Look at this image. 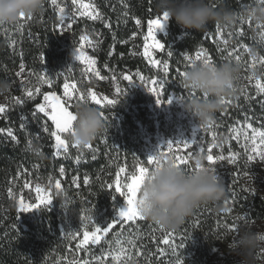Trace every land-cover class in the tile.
<instances>
[{
  "label": "trees",
  "instance_id": "16d2710c",
  "mask_svg": "<svg viewBox=\"0 0 264 264\" xmlns=\"http://www.w3.org/2000/svg\"><path fill=\"white\" fill-rule=\"evenodd\" d=\"M93 3L97 5L111 27H104L100 21L94 22L80 17L69 30L70 42L67 39L63 40L57 29L55 11L48 3L40 14L33 17L31 21H25L26 25L22 33L16 31L17 24L14 27L0 26V79L15 82L20 63L25 64V72H46L53 78L52 88L41 85V94H37L34 100L22 96L21 98L25 100L23 105H15L13 101H10L7 113L0 115V128L6 130L11 128L17 137L16 141H13L0 135V199L3 204H7L4 215L0 209V264H67L74 258L91 260L93 255H101L102 249L107 250L109 244L113 248L116 247L115 233L121 231L119 226L105 236L100 244L90 246L87 252L76 250V244L79 243L82 235L76 240L66 239L64 235L79 230L81 209L89 208L91 205H95L94 219L100 220L99 223L102 224L113 217L110 208H112L113 197L117 195L115 189H109L107 185L114 181L118 165L126 166L129 172L134 170L135 165L131 164L134 155L131 137L135 129L132 119L122 112V115H115L122 119L120 123L113 116V112L91 104L103 112L105 120H111L112 124L114 123L116 129L113 126L112 128L116 130V134L110 131L107 135V131H104L97 136L91 144L95 153L90 149H82L79 155L74 148L70 147V159L64 161L53 156L50 146L52 138L49 133L42 131V126L39 128L33 123L36 118L32 116L36 104L42 102L43 93L54 90L58 95H62L64 76H56V73L62 72L70 81H78L77 76L69 77L67 59L71 49L76 47L79 38L84 34L94 42L99 41L98 47L92 48L89 54L97 60V69L107 80L111 79L113 71L118 79L121 74H135L137 71H140L147 80L163 79L158 70L150 67L141 54L147 20L159 15L156 12L154 0H93ZM224 3L239 15L246 11L245 5H252L253 0H224ZM135 19L142 21L141 27L136 26ZM215 28L216 25L209 24L206 30L196 32L182 30L174 20L167 22V35L158 36L160 42L165 45L159 58L168 62L171 78H167L173 80L174 77L178 81V84L175 81L174 86L178 85L179 88L180 81V76L174 69L179 67L181 71H184L185 55L191 56L203 48L214 61L218 60L214 46L213 30ZM169 51L173 53L170 57ZM41 57L44 59L42 60ZM105 65L109 67L106 68ZM27 76L35 77L28 74ZM24 78L29 81L26 77ZM172 88L180 93L178 88ZM0 104L4 103L0 100ZM72 110L75 111V107ZM36 116L53 130L48 120L38 114ZM22 122L26 125L24 128H21ZM120 124L122 127H119ZM37 136L40 139L34 138ZM112 136H117L118 139L115 141L111 139ZM29 140L32 141L34 150L28 149ZM35 154H38L39 160H36ZM93 154L95 159L92 158ZM78 155L81 160L80 163L75 164L74 160ZM35 163L39 165L44 178H47L50 173L59 176V168H65V178L60 180L61 194L64 196L54 197L52 204L41 210L37 219L29 222L24 214L17 212L13 204L10 205L4 192L8 179L14 177L19 167L29 166L30 168ZM74 175L80 177L79 187L71 181ZM84 176L89 178L87 185L83 184ZM243 196H245L243 199L247 216L254 220H264V201L260 197L249 194ZM233 198L236 201L235 196ZM68 201L72 203L68 204ZM236 202L239 204V201ZM62 203L64 207L61 206ZM66 205L67 209H65ZM206 214L204 213L200 222L199 229L202 232L198 234L200 241L197 245L201 242L202 244L211 243L213 234L217 230L213 217ZM4 216L12 220L11 225ZM137 227L141 233L136 242L137 249H140L143 255L138 256L137 249L124 243L123 246L128 249L127 255L132 257L128 264H163L162 257L155 255L157 247L161 248V243L157 245L151 238L155 235L159 240L160 231L157 230L155 233L151 231L158 226L147 220L139 221L138 225H126L124 237L134 233ZM150 253L152 256L149 261ZM106 264H114V262L109 258ZM120 264H123V261Z\"/></svg>",
  "mask_w": 264,
  "mask_h": 264
},
{
  "label": "rangeland",
  "instance_id": "374dc122",
  "mask_svg": "<svg viewBox=\"0 0 264 264\" xmlns=\"http://www.w3.org/2000/svg\"><path fill=\"white\" fill-rule=\"evenodd\" d=\"M58 2L62 6L66 5V10L70 12L72 8L71 0H58ZM86 2H88V0H86ZM91 2H93V0H91ZM46 3L50 4V0H46ZM53 9L57 19V29L60 31L63 40L67 39L70 42L71 37L69 30L65 29L61 31L57 10L54 7ZM15 25L9 26L14 27ZM220 28L223 30V38L227 39L228 43L227 45H224L218 39H214V46L217 55L216 57L218 60L213 61L215 64L230 62L238 67L239 71L238 79L236 81V91L233 96L225 98L226 100L231 101V103L223 105V110L216 113L215 120L213 122L215 127L210 130L202 129L200 136L204 139L206 147L207 144L211 143L212 140L211 131H215L217 134L216 142L218 145H220V147L213 149L214 154L218 155L221 153V151H223V154L227 156L229 149L231 148L233 152H239L241 155L238 158L236 164H228L227 161H221L216 165L219 171L223 174L222 182L225 187L223 199L216 205L209 204L196 209L195 212L189 218H187L183 225H181L176 231H171L175 235L174 244L177 245L176 253L179 258L184 261V264H238L239 258L230 255L226 250V245L231 241V238L235 233L233 231H229L224 227V225H231L233 222H235L239 226V223H245L243 221L238 222L236 219L237 216L247 215L245 211V200L243 199L245 196L243 195H253L260 197L264 201V161H261L259 158H257L253 162L248 163L242 147V145L245 143L243 136L241 135L238 142L237 140L231 139L232 133L230 132L231 128H246L247 123H251L252 126L256 128H261V126L264 125V106H262L260 103L261 100H264V96H257L256 90L254 88V82L253 84H249L248 80L246 79V77L251 75L253 72H255L257 76L264 75V65L257 63L254 69L249 67L251 64V57L244 51L243 48H239L238 51H235L233 56H228V51L237 49L241 43L251 47L258 55H264V44L258 42L259 37L257 33L259 30L256 29L253 24L251 27H249L247 24L243 25V36L236 35V33L241 28V22L231 28H225L222 26H220ZM146 33L147 26L144 35H146ZM229 33H232V35L229 36ZM160 35H167V23L164 25L162 31L157 32L156 38L158 39V36ZM89 39L91 38L89 37ZM91 40L94 42L93 39ZM80 43L81 41L79 38L76 47L72 48L68 55L67 64L68 67L71 68L69 77L75 78V76H77L78 81L76 82H78V87L81 89L92 88L98 94L108 95L109 98L118 99L119 102L115 106H105L103 110L113 112V116L117 114L122 115L123 112L132 119V123L135 125V129L132 132L133 136L131 137V145L132 149L134 150V155L131 160L132 165H136L138 158L146 159L147 155L153 154L159 145H162L168 141H176L181 139L188 140L192 138L193 130L197 128L198 125L195 118L189 113L185 112L183 109L181 98L184 97V95H187L186 90L181 88L180 85L179 88L177 87L178 85L174 86L175 81H177L174 77L173 80H169L167 77L163 76L162 68L154 67L148 63V60L143 56V45L141 47V54L144 60L150 67L158 70L161 77H163V79L166 81L164 95L161 97V99L166 101L167 98L171 97L172 102L170 104L165 103L158 106L156 103V98L148 91V88L145 87L144 83H142L139 79H136L134 84L130 86L127 81L122 79V74L116 81H113L112 79H97L90 73L87 76L84 75V66L81 65L74 56V51L77 47H79ZM84 50L89 54V51H92V48L86 45ZM162 52L156 50L154 52V57L162 61V58H159V55H161ZM195 54L196 53L191 56L194 58ZM236 55H239L241 58L239 63L235 59ZM188 67L189 65L186 61L184 71ZM74 70H76V72H74ZM27 74L28 72H24L21 77L16 76L17 80L15 81V86L10 90V94L6 98H0L1 102L9 106V102L13 101L12 97L14 96H23L27 98L24 96L23 90L20 87L21 79L25 81L24 87H32L33 90L37 84L36 78L28 77ZM24 77H26L29 81H26ZM145 80L147 81V79ZM117 85H119L122 91L127 90V94L125 96L120 95L117 97L115 93V88ZM172 87L178 88L180 93L176 92V90H173L174 88ZM242 88L246 89V92H242ZM61 93L63 94V86L61 88ZM245 94L250 96L251 99L246 101ZM37 114L44 117L42 113ZM115 117L121 123L122 119L120 116ZM245 117L248 118L247 121L245 120ZM44 118L47 120L46 117ZM36 119L33 120V123H35L37 127L40 128L42 125H44V122L40 118L37 120ZM49 122L51 123V121ZM105 122L107 127L104 131H107V135L110 133V131H113V133L116 134L114 123L112 124L111 120H105ZM112 126L115 129H113ZM119 127H122V124H120ZM52 128L54 130V125H52ZM247 131L249 135H251V130L248 129ZM0 135L5 139H11V137L7 135V131L0 133ZM106 139H108V137ZM111 139L116 141L118 137L112 136ZM54 143V138H52V144ZM31 149L34 150V148ZM74 149L76 153L80 155L82 149L87 148L79 147ZM52 150L53 156L55 158L62 159L64 161H68L70 159L69 153L67 158L63 155L56 157L54 155L53 148ZM35 157L37 158L36 160H39L38 154H35ZM75 164L77 163L75 162ZM192 164L193 161H190V165ZM183 167L188 168L189 166L186 165ZM245 171L249 173V176L244 175ZM58 175L59 176H55L53 173H50L47 178H44V175L39 170V165L36 163L31 165L30 168L29 166L19 167L14 177L8 179L7 188L4 192V195L7 197L6 200L10 203V205L13 204L17 212L20 213L19 200L23 198L29 203L36 202V183H39L43 187H47L50 177L52 178L53 186L51 189H49V191L52 195V199L54 197L57 198L60 196L58 193L61 194L62 190L58 192L54 187V182L57 179L61 180L65 178V175L60 176L59 171ZM250 176L253 177V179L250 180ZM123 179L124 174H121V180ZM233 180H235V183H233ZM25 183H29L28 188L24 187ZM113 188L115 189L114 185ZM9 189H11L12 195L9 194ZM233 193H235L236 201H239V204H237V202L234 200ZM116 195V198L112 200V208H110L113 216L116 214L117 210L124 207L123 198L120 197L119 193H116ZM226 201H228L227 208L231 209L230 212L226 211ZM6 205L7 204H3L0 199V209L3 215L5 214ZM49 206L43 205L40 209L22 214H24L27 221L32 222L34 219H37L41 210ZM204 213H207L206 215L210 217L212 216L217 226V230L213 234V240L212 242L210 241L213 245L209 242L207 244H202L201 242L199 245H197V243L200 241L198 234L199 232H202L199 227L201 226L200 222L202 221ZM4 218L9 223V225L12 224V220H9L7 216H4ZM96 221L99 223L100 220ZM248 223L254 225V230L264 231V220H254L248 217ZM181 243L184 244V247H179ZM160 245L161 248L166 249V252L162 257L163 264H175L177 256L172 255L171 250L167 249V246L163 245L162 243ZM256 256L258 260H264V249L259 250L256 253Z\"/></svg>",
  "mask_w": 264,
  "mask_h": 264
},
{
  "label": "snow or ice",
  "instance_id": "6c2138e0",
  "mask_svg": "<svg viewBox=\"0 0 264 264\" xmlns=\"http://www.w3.org/2000/svg\"><path fill=\"white\" fill-rule=\"evenodd\" d=\"M258 2H264V0H258ZM72 8L67 11V6H62L58 0H50V5L57 10L59 26L61 31L67 29L71 30L73 25L77 22L78 17H86L90 21H100L104 24V27H111L110 23L105 21L103 14L98 9L97 5L91 0H71ZM246 9L250 7V5L244 6ZM127 15V13H124ZM241 28L236 33L238 36L244 35L243 25L247 24L249 27L252 26L251 20H245L243 13L239 14ZM33 17H28L25 19L23 15L21 16L20 23L16 25V31L23 32V28L25 27V21H31ZM67 21V22H66ZM168 17L167 14L163 15H156L155 18H150L147 20V33L144 35L143 40V56L148 60V63L154 67L162 68L163 69V76L171 78L169 72V64L168 62L161 61L158 58L154 57V52L156 50L163 51L165 49V45L160 42L156 38V34L158 31H162L164 25L167 23ZM135 24L139 28L142 26V21L140 19H135ZM258 29V37L260 43L264 44V26L257 25L255 26ZM214 31V39H218L224 45H227V39L223 38V30L220 28L219 25H216ZM29 35H31L29 33ZM232 33H229L231 36ZM115 39V37H113ZM80 45L74 51V56L77 61L81 65L84 66L83 74L94 75L97 79H106V77L102 76L101 71L97 69V60L92 56L85 52V46L87 45L90 48L98 47L99 41L93 42L87 35H81L80 37ZM239 48H243L244 51L251 57V64L249 67L255 68L257 63L264 65V55L253 54V49L248 47L247 45L241 43L237 49L233 51H228V56H233L235 51H238ZM219 50V49H218ZM135 54V53H133ZM172 51L168 52V56H172ZM43 60L44 57H41ZM185 61L188 62V65L191 66L193 62H200L203 61L209 64H215L213 58L208 55V52L201 48L199 51L196 52L195 57L185 55ZM236 61L240 62V56H235ZM105 67H109L105 65ZM67 71H71V68L67 69ZM176 74L180 77L184 75V71H181L179 67L174 69ZM25 72V64L20 63L19 71L16 72L17 77H21L22 74ZM29 76H35L37 80V84L34 87H24L25 81L21 79L20 87L23 90L24 96H26L30 100H34L37 94H41V85H47L49 88L53 87V78L50 77L46 72L42 73H35L29 72ZM56 76H64L63 80V94L58 95L56 91H48L43 93V102L36 104L35 111L32 113L33 118H38L36 116L37 113H42L47 120L51 121L52 125H54V130L50 129L49 126L45 123L42 125V131L45 133H49L51 138H54L55 143L50 145L54 149V155L56 157H60L61 155L67 158L68 153L71 148H79L77 144L70 143L67 139V136L73 132L74 122L76 120V116L74 111L72 110L76 104L83 103L86 99L89 104H94L98 106L100 109H103L105 106H115L119 101L116 98H109L108 95H101L94 91L92 88L81 89L78 87V82L70 81L67 75L62 72L56 73ZM111 79L116 81L118 77L116 76L115 72L113 71ZM122 79L127 81L128 84L131 86L134 84L136 79H139L144 86L148 88V91L156 98L157 105L161 104H170L172 102V98L169 97L167 100H162L161 97L164 95V88L166 81L164 79H148L145 80V77L141 74L140 71L135 72V74H122ZM249 84H253L256 90L257 96H264V75L257 76L255 72L251 75L246 77ZM10 82V81H9ZM11 89L15 86V82L11 81ZM85 91L87 92V97H85ZM242 92H246V89H241ZM115 93L118 96L126 95L127 90L122 91L119 85L115 88ZM181 98V101H183ZM251 97L245 94V100H250ZM15 105H23L25 100L19 96L12 97ZM221 103L223 105L230 104L231 101L229 100H222ZM261 105L264 106V100L260 101ZM8 111L7 104H0V115H5ZM101 115L104 117L103 112L101 111ZM106 119V117H104ZM23 121V117L21 118ZM247 117L245 120L247 121ZM26 125L22 122L21 128H24ZM215 125L213 123L209 124L207 128L197 127L193 130L192 138L188 140H176V141H168L162 145H159L157 150L150 155L146 156V159H137V163L133 171L129 172L126 166H119L118 171L115 173L116 179L107 185L109 189L115 186V192L119 193L120 197L123 198L124 207L122 209L117 210L116 214L110 219L105 222L98 223L95 217V205H91L89 208L81 209L80 215V228L78 231L69 232L64 235V238L76 240L78 237L82 235V239L79 240V243L76 244V250L80 251H88L89 247L92 245H98L101 243V240L107 236L111 231H113L117 226L121 229L120 232L115 233L116 236V247L113 248L111 244H109V248L107 250H103L101 255H93L91 260L87 259H72L67 262V264H106L109 258L114 262V264H120L123 261V264H128L129 261L132 260L130 255H127L128 249L125 248L123 245L127 243L133 249H137V239L140 238V230L137 227L134 233H131L128 237H124V229L125 226H132L138 225L139 221H143L144 218L140 212V199L139 193L140 188L148 178L150 173H152L156 167L159 165L160 161L158 157H171L177 166H189V170L191 169L190 161H192V156L199 152L200 154L206 153V162L211 167V170L218 175V178L222 180L223 174L219 171L216 167L218 162L227 161L228 164H236L238 158L240 157L241 153L233 152L231 148L229 149L228 155H224L223 151L220 154L216 155L213 153V149L220 147L217 144V134L215 131H211V143H208L205 147V141L200 136V132L202 129L210 130ZM248 129L251 130V135L248 133ZM7 131V135L11 137L13 141H16L17 137L13 134L11 128L4 129L0 128V133H4ZM230 132L232 133L231 139L237 140L241 135L243 136L244 144L242 145L244 154L246 155L247 162L251 163L255 159L259 158L261 161H264V125L261 128L253 127L251 123H247L246 128H231ZM35 139H40L39 136L34 137ZM32 148V141L29 140L28 142V149ZM95 153V149L90 144L86 147ZM95 159V154L92 156ZM81 157L78 155L75 159L76 163H80ZM65 168H59L60 176L65 175ZM121 174H124V179L121 180ZM238 175V174H235ZM245 176H249L247 171L244 172ZM80 177L73 176L72 183L79 187L78 181ZM89 183V178L87 176L83 177V184L87 185ZM235 183V180H233ZM52 184V178H49V184L47 187L41 186L39 183L35 185V192L36 195V202L29 203L26 202L25 199L19 200V212L20 213H28L34 210L41 208L43 205H50L53 201L52 195L49 191ZM25 188L29 187V183L24 184ZM55 189L59 192L62 190V184L59 179L55 180L54 182ZM9 194L12 195L11 189H9ZM235 196V193H233ZM114 199L116 197H113ZM71 204V201L67 202ZM228 201L225 202L226 211L230 212L231 209L227 208ZM67 209V205L65 206ZM237 220L243 221L248 223V217L245 216H237ZM229 231H238V224L233 222L231 225H224ZM157 230L161 232V236L159 240L152 235V240L159 245L162 243L163 245L167 246V249L171 250V254L177 256L175 264H184V261L179 258L176 253L177 245L174 244L175 235L172 232L165 231L161 228H152V233H155ZM105 243H109L105 241ZM143 247V246H141ZM179 247H184V244L181 243ZM166 252L165 248L157 247L155 255L158 257H163ZM137 255H143V252L140 249H137ZM152 253L149 254V261L151 260ZM127 257V259H125Z\"/></svg>",
  "mask_w": 264,
  "mask_h": 264
},
{
  "label": "clouds",
  "instance_id": "9594fccd",
  "mask_svg": "<svg viewBox=\"0 0 264 264\" xmlns=\"http://www.w3.org/2000/svg\"><path fill=\"white\" fill-rule=\"evenodd\" d=\"M45 3L46 0H0V26L19 23L22 15L25 19L37 16ZM154 3L159 15L166 13L167 22L174 20L182 30L201 32L209 24L231 28L240 22L239 15L224 0H154ZM243 16L254 26H264V2L253 0ZM253 54H256L255 50ZM238 71V67L230 62L209 64L203 61L193 62L184 71L179 81L180 87L187 92L182 106L199 127L207 128L213 123L216 113L223 110L221 101L235 94ZM10 90L11 83L0 79V98H6ZM74 114L73 132L67 139L86 148L106 129L105 118L87 99L75 105ZM206 159V154L195 153L193 170H189L177 166L171 157H158L159 165L140 188V212L144 220L165 231H176L196 209L218 204L224 197L225 187ZM234 233L226 250L239 258L238 264H264V260H258L256 256L264 249V231L254 230L251 223H239L238 231Z\"/></svg>",
  "mask_w": 264,
  "mask_h": 264
}]
</instances>
